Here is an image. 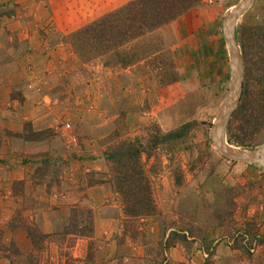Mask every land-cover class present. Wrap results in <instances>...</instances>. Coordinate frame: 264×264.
Segmentation results:
<instances>
[{
	"label": "rangeland",
	"instance_id": "rangeland-1",
	"mask_svg": "<svg viewBox=\"0 0 264 264\" xmlns=\"http://www.w3.org/2000/svg\"><path fill=\"white\" fill-rule=\"evenodd\" d=\"M131 1L0 0V264H264V166L210 140L230 86L223 18L241 0H199L134 38L99 33ZM183 15L193 31L176 44ZM263 23L252 0L236 24L253 105ZM233 113L226 143L263 149L264 113ZM135 150L128 197L114 176Z\"/></svg>",
	"mask_w": 264,
	"mask_h": 264
},
{
	"label": "trees",
	"instance_id": "trees-1",
	"mask_svg": "<svg viewBox=\"0 0 264 264\" xmlns=\"http://www.w3.org/2000/svg\"><path fill=\"white\" fill-rule=\"evenodd\" d=\"M197 1L199 0H133L119 9L107 13L100 20H98L95 25H97V28L99 27V33L103 32L102 27H104L111 32L118 29L117 33L121 36L134 38L143 35L145 32L150 31L177 16H180L191 4ZM262 25V27H257V33H260L264 37V23ZM236 41L240 46L243 62L245 64L249 50L248 41L244 33L240 32L238 29H236ZM261 54L264 57V48L261 49ZM261 54L259 55V58H261ZM243 93L244 91H242L241 95H243ZM259 95L260 97L255 100L254 105L252 101L246 102L241 96L232 117L240 115V122L242 121L245 125H250V121L257 120L258 115L261 116V114L264 113V88L259 91ZM248 104H251L252 107L248 106ZM228 130L229 125L227 126V131ZM180 134L181 131L170 132L165 137L171 139L178 138L180 137ZM233 137L235 138V136L229 135L228 142L237 143V139H233ZM136 154V150L128 152L125 155L127 158H124L125 163H128L127 167L124 170L119 169V174L114 176V183L117 185L120 192L121 190H124L122 193L128 197L130 195L128 193L129 190L132 192L130 197H132V195H136L135 191L130 188H126V185L135 184L133 175L137 176V170L134 169L133 171L132 167L135 165V162L133 161L135 160L134 158L136 157ZM108 156L110 159L116 161V163H120L123 160V157L118 158L119 155L115 153L109 154Z\"/></svg>",
	"mask_w": 264,
	"mask_h": 264
},
{
	"label": "water",
	"instance_id": "water-1",
	"mask_svg": "<svg viewBox=\"0 0 264 264\" xmlns=\"http://www.w3.org/2000/svg\"><path fill=\"white\" fill-rule=\"evenodd\" d=\"M251 2L252 0H241L228 10L223 18L222 31L230 63L229 98L223 112L212 123L210 140L215 149L227 159L264 166V148L258 151L229 150L226 148L225 140L226 125L238 106L243 86V58L236 41V24Z\"/></svg>",
	"mask_w": 264,
	"mask_h": 264
},
{
	"label": "crops",
	"instance_id": "crops-1",
	"mask_svg": "<svg viewBox=\"0 0 264 264\" xmlns=\"http://www.w3.org/2000/svg\"><path fill=\"white\" fill-rule=\"evenodd\" d=\"M105 2L108 3L109 0H97V2ZM129 0H110L109 3L111 8H116L120 5H123L124 3L128 2ZM106 9L104 8V10H102V12H104ZM190 18L189 16L187 17L186 15H183L181 17H179L178 19H176V21H174L171 25V27H173L176 32L178 33V41L176 42V44H182L183 40L186 39L189 34L193 31V28H190ZM189 26V27H188ZM178 28V29H177ZM196 71V70H195ZM198 73V77H202L203 71L201 69H199V71H197ZM219 83V82H218ZM225 83V82H224Z\"/></svg>",
	"mask_w": 264,
	"mask_h": 264
},
{
	"label": "bare ground",
	"instance_id": "bare-ground-1",
	"mask_svg": "<svg viewBox=\"0 0 264 264\" xmlns=\"http://www.w3.org/2000/svg\"><path fill=\"white\" fill-rule=\"evenodd\" d=\"M228 98H229V94H226V96L224 97V99H223V101H222V104H221V106H220V110H219L217 116H219V115L223 112V110H224V108H225V106H226V104H227V102H228ZM226 148L229 149V150H234V151H235V150H243V149H240V148L234 147V146L229 145V144H226Z\"/></svg>",
	"mask_w": 264,
	"mask_h": 264
},
{
	"label": "built area",
	"instance_id": "built-area-1",
	"mask_svg": "<svg viewBox=\"0 0 264 264\" xmlns=\"http://www.w3.org/2000/svg\"><path fill=\"white\" fill-rule=\"evenodd\" d=\"M65 126L67 127V126H68V124H67V123H65ZM254 246H255V245L253 244L251 248H254Z\"/></svg>",
	"mask_w": 264,
	"mask_h": 264
}]
</instances>
